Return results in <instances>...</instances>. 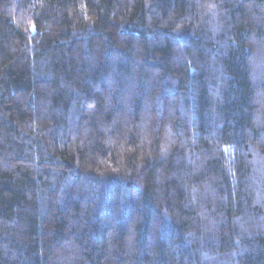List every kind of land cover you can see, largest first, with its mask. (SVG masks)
<instances>
[{
    "label": "trees",
    "instance_id": "trees-1",
    "mask_svg": "<svg viewBox=\"0 0 264 264\" xmlns=\"http://www.w3.org/2000/svg\"><path fill=\"white\" fill-rule=\"evenodd\" d=\"M0 264H264V0H0Z\"/></svg>",
    "mask_w": 264,
    "mask_h": 264
}]
</instances>
